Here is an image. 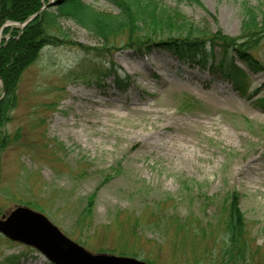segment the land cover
Segmentation results:
<instances>
[{
  "label": "rangeland",
  "instance_id": "374dc122",
  "mask_svg": "<svg viewBox=\"0 0 264 264\" xmlns=\"http://www.w3.org/2000/svg\"><path fill=\"white\" fill-rule=\"evenodd\" d=\"M160 1L233 37L240 35L244 5L264 16V0ZM80 2L117 12L105 0ZM60 25L70 41L98 43L71 19ZM253 52L264 63V36ZM112 58L132 77L125 91L97 76L95 61L72 44L45 47L26 71L7 125L18 139L0 160V218L31 202L91 253L118 252L137 241L139 259L189 264L173 257L176 239H192L188 228H204L210 237L199 239L198 249L211 244L224 199L234 190L250 237V264H264V108L258 104L264 72L236 60L247 74L243 94L222 72L169 54L141 59L118 45ZM174 216L185 229L177 230ZM127 220L136 223L137 235L119 240L117 224ZM203 256V264H211L210 255ZM0 264L49 260L0 232Z\"/></svg>",
  "mask_w": 264,
  "mask_h": 264
},
{
  "label": "trees",
  "instance_id": "16d2710c",
  "mask_svg": "<svg viewBox=\"0 0 264 264\" xmlns=\"http://www.w3.org/2000/svg\"><path fill=\"white\" fill-rule=\"evenodd\" d=\"M49 1L0 0V160L5 150L18 139L19 133H10L7 125L19 103L23 77L47 46L72 44L78 47L95 61L96 75L110 78L113 86L120 91H125L131 85L132 77L122 72L113 61L112 56L118 45L141 59L158 52L169 54L183 63L222 72L243 94L247 93V74L236 65V60L253 72H264V63L253 52L259 38L264 36V16L257 7L244 5L240 35L233 37L221 29L188 19L178 7L171 8L160 0H105L114 6L115 14L98 11L80 0H54L53 4L44 7ZM175 1L177 5L199 2ZM34 15L36 17L24 25ZM63 18L71 19L87 29L98 43L88 46L68 40L60 25ZM258 104L264 108V98ZM93 198L94 195L89 198L90 207ZM23 204L30 208L37 207L31 202ZM221 214L219 230L211 244L207 242L198 249L197 241L210 237L208 231L188 228L192 239H176L172 248L173 257L181 255L189 260V264H203L205 253L210 255L211 264H250L254 258L237 191L228 193ZM172 218L178 221L180 227L177 230L185 229V225L180 223L181 219L176 216ZM136 226L129 220L117 224L119 240L127 234L132 237L137 235ZM136 242L118 252L107 248L97 252L139 258L141 243L136 245ZM142 260L154 264L147 257ZM49 264L54 263L49 261Z\"/></svg>",
  "mask_w": 264,
  "mask_h": 264
},
{
  "label": "water",
  "instance_id": "95a60500",
  "mask_svg": "<svg viewBox=\"0 0 264 264\" xmlns=\"http://www.w3.org/2000/svg\"><path fill=\"white\" fill-rule=\"evenodd\" d=\"M54 2L51 0L46 6ZM0 232L11 240L37 248L54 264H149L128 255L91 253L66 236L42 212L28 206H17L0 218Z\"/></svg>",
  "mask_w": 264,
  "mask_h": 264
}]
</instances>
